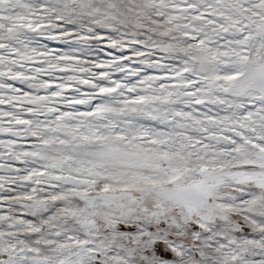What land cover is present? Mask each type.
<instances>
[{
	"label": "snow or ice",
	"instance_id": "obj_1",
	"mask_svg": "<svg viewBox=\"0 0 264 264\" xmlns=\"http://www.w3.org/2000/svg\"><path fill=\"white\" fill-rule=\"evenodd\" d=\"M0 264H264V0H0Z\"/></svg>",
	"mask_w": 264,
	"mask_h": 264
}]
</instances>
